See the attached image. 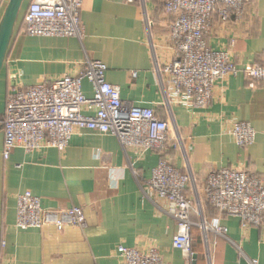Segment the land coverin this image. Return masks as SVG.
<instances>
[{
  "label": "crops",
  "instance_id": "crops-1",
  "mask_svg": "<svg viewBox=\"0 0 264 264\" xmlns=\"http://www.w3.org/2000/svg\"><path fill=\"white\" fill-rule=\"evenodd\" d=\"M8 1L0 0V20ZM31 1L23 0L19 8L0 70V115L14 87L74 75L92 59L105 66V81L118 87L122 100L153 108L181 144L141 152L123 148L114 135L79 129L63 150L14 148L4 158L0 125V264H120L119 245L143 252L155 248L167 263L185 264L172 243L176 222L161 211L165 204L146 190V181L161 157L181 171L189 169L198 189L210 170L224 167H243L264 181V81L239 73L215 86L206 107L167 105L168 77H161L158 67L171 61L173 50L163 0H83L80 38L24 34ZM205 40L211 48L227 49L241 68L264 63V0H246L241 16L225 23L215 15ZM82 89L92 95L88 81ZM236 120L255 129L251 145L240 147L233 140ZM22 192L38 196L45 209L81 207L85 226L17 228L16 196ZM204 211L227 232L207 233L209 263L203 234L191 229L197 264L251 259L264 264V227L242 228L238 218L207 204Z\"/></svg>",
  "mask_w": 264,
  "mask_h": 264
},
{
  "label": "built area",
  "instance_id": "built-area-1",
  "mask_svg": "<svg viewBox=\"0 0 264 264\" xmlns=\"http://www.w3.org/2000/svg\"><path fill=\"white\" fill-rule=\"evenodd\" d=\"M245 1L163 0L173 50L171 61L158 67L160 75L168 77L167 105L172 102L206 107L213 99L215 86L239 73L264 81V63L241 68L230 59L227 49L211 48L205 40L215 15L223 23L232 17L239 18ZM82 3L83 0H32L22 31L28 36L80 38ZM105 69L100 61L86 59L74 75L14 87L0 115L4 158L14 148L26 152L46 147L63 150L79 129L114 135L123 148L141 152H164L170 146H179L180 140L169 136L170 124L160 119L153 108L135 106L120 98L118 87L105 81ZM84 80L91 85V96L83 92ZM230 134L238 146L247 147L254 142L256 131L250 123L236 120ZM146 190L163 200L165 207L159 206L161 211L175 220L177 232L172 243L180 250L185 264H197L192 246L193 227L203 234L209 263L211 248L207 233L227 232L218 219L206 216L205 204L220 214L238 218L242 228L264 227V181L243 167L210 170L198 189L189 169L181 171L161 157L151 170ZM47 223L61 230L66 225L84 227L86 221L81 207L45 209L38 196L30 192L17 194V228H39ZM116 252L120 264H169L155 248L143 252L119 245ZM248 264L258 262L251 259Z\"/></svg>",
  "mask_w": 264,
  "mask_h": 264
},
{
  "label": "water",
  "instance_id": "water-1",
  "mask_svg": "<svg viewBox=\"0 0 264 264\" xmlns=\"http://www.w3.org/2000/svg\"><path fill=\"white\" fill-rule=\"evenodd\" d=\"M23 0H9L0 20V70L11 39L13 26Z\"/></svg>",
  "mask_w": 264,
  "mask_h": 264
}]
</instances>
